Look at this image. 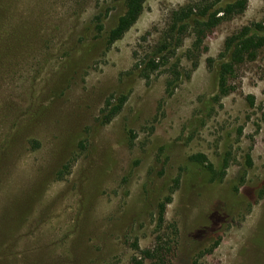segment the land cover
Returning <instances> with one entry per match:
<instances>
[{"label": "rangeland", "instance_id": "obj_1", "mask_svg": "<svg viewBox=\"0 0 264 264\" xmlns=\"http://www.w3.org/2000/svg\"><path fill=\"white\" fill-rule=\"evenodd\" d=\"M1 2L0 264H132L135 239L168 247L166 264H264V46L217 100L213 68L228 35L264 19V0L217 25L198 57L186 31L155 70L145 61L170 12L199 0H145L109 46L123 0ZM120 93L123 108L101 123ZM196 152L216 167L227 158L222 181L188 161Z\"/></svg>", "mask_w": 264, "mask_h": 264}, {"label": "trees", "instance_id": "obj_2", "mask_svg": "<svg viewBox=\"0 0 264 264\" xmlns=\"http://www.w3.org/2000/svg\"><path fill=\"white\" fill-rule=\"evenodd\" d=\"M0 0V12H6L4 4ZM145 0H123V9L117 17L113 27L106 34V44L111 45L132 26L137 20L143 9ZM248 0H199L194 5L185 4L180 8L170 12V26L166 30V37L160 42L157 50L148 55L145 61V66L150 70L157 69L168 58V53H172L180 43L186 31H190L192 42L187 52L192 54L196 51V57L200 55V48L205 38L212 30L222 21L242 13L247 6ZM103 15H96V31L100 33L103 30ZM169 38V41H168ZM172 41V42H171ZM224 51L221 54L222 59L215 63L214 70L216 73L217 93L215 100L227 94L230 91V86L227 85L228 78L234 74L237 67L246 61H253L257 56L258 50L264 46V19L254 21L243 25L237 31L228 35L224 40ZM167 53V54H166ZM208 61H212L209 58ZM196 62H194V65ZM171 77L165 83V94H172L174 87L180 80L182 72L178 70L174 64L171 66ZM145 74L144 76H147ZM189 76L188 72L185 75ZM127 99V94H111L106 98L104 107L101 109V123L109 122L123 108ZM188 161L200 167L207 175L211 182H220L225 176V170L228 165L227 158H224L222 165L219 167L208 161L206 155L202 152L192 153L188 156ZM250 164V159H248ZM175 184H178V178L174 179ZM171 189L169 195L165 196L156 204L157 210V226L162 228L165 223L166 204L171 201ZM160 239V237H157ZM218 243L215 242L214 246ZM135 254L131 257L132 264H144L146 259L151 260L152 264H166V256L168 247L160 244L154 248H140L137 239L132 244Z\"/></svg>", "mask_w": 264, "mask_h": 264}]
</instances>
